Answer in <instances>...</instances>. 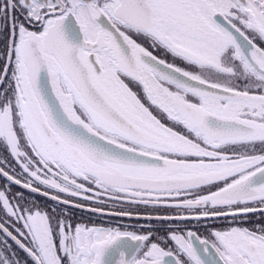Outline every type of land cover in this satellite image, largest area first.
I'll return each mask as SVG.
<instances>
[{
  "label": "snow or ice",
  "instance_id": "obj_1",
  "mask_svg": "<svg viewBox=\"0 0 264 264\" xmlns=\"http://www.w3.org/2000/svg\"><path fill=\"white\" fill-rule=\"evenodd\" d=\"M0 177V264H264V0H0Z\"/></svg>",
  "mask_w": 264,
  "mask_h": 264
},
{
  "label": "flooded vegetation",
  "instance_id": "obj_2",
  "mask_svg": "<svg viewBox=\"0 0 264 264\" xmlns=\"http://www.w3.org/2000/svg\"><path fill=\"white\" fill-rule=\"evenodd\" d=\"M5 184V180L4 178L0 177V186L4 185ZM21 190L19 188V186H14L12 191L15 192V191H19ZM27 194V193H26ZM37 200L40 201L41 204H50L51 202L50 201H47L45 198L43 197H39V196H36V194H32ZM80 213H77V216H79Z\"/></svg>",
  "mask_w": 264,
  "mask_h": 264
}]
</instances>
